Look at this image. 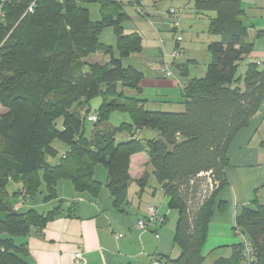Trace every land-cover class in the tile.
<instances>
[{"label": "trees", "instance_id": "trees-1", "mask_svg": "<svg viewBox=\"0 0 264 264\" xmlns=\"http://www.w3.org/2000/svg\"><path fill=\"white\" fill-rule=\"evenodd\" d=\"M92 2L100 6L99 21L81 6ZM130 4L145 7L143 0ZM193 6L219 39L208 45L211 60L203 78H189L192 60L176 65L188 79L179 102L184 110L167 112L145 107L146 100L138 95L144 74L124 66L125 59L143 50L140 33H125L124 22L130 19L125 3L0 0V105L6 109L0 116V264H33L26 259L27 244L15 239L41 234L63 212L66 201L57 191L61 180L94 197L105 186L114 208L125 212L131 157L142 152L169 209L177 213L174 243L180 253L164 257V264H205L202 248L216 197L230 183L229 148L260 111L264 67L249 63L244 76L237 77L254 50L243 0H193ZM105 27L113 28L116 47L100 41ZM256 37H264V29ZM97 53L109 60L89 61ZM98 97L101 104L92 111L91 102ZM114 113L126 114L129 121L113 125ZM94 114L97 121L92 122ZM56 140L67 147L59 158ZM98 165L106 169L105 184L95 178ZM148 181V172L137 181L139 197ZM10 183L21 184L29 197L19 210L14 207L23 200L17 187L10 195ZM40 191L44 203L56 201L46 213L28 207ZM235 230L244 242L233 246L229 259L215 264H264V202L255 197L244 206ZM155 259L159 264L163 260Z\"/></svg>", "mask_w": 264, "mask_h": 264}, {"label": "crops", "instance_id": "crops-1", "mask_svg": "<svg viewBox=\"0 0 264 264\" xmlns=\"http://www.w3.org/2000/svg\"><path fill=\"white\" fill-rule=\"evenodd\" d=\"M120 1L126 4L124 0ZM126 1L130 6H134L130 4L134 0ZM184 1L187 2V8L190 6L194 9L193 0ZM146 5L144 3L145 7L134 6L139 11V16L145 17L149 14ZM243 7L245 9L243 19L249 26L248 40L254 44V50L241 65H244L245 71L249 63H257L260 68H263L264 37L257 38L256 33L264 29V0H243ZM171 10L175 11L171 16L174 17L172 30L181 35L185 29L182 28V31H179L181 23L178 15L181 9L171 7ZM195 14L198 19H201L200 21L205 22L201 31L204 37L203 51L206 50L207 54L202 68L197 69L199 65L197 58L184 60L187 47H182L180 43H183L185 39L183 37L181 41H177L176 38L177 47L170 59L163 54L157 58L156 77L149 81L144 78L141 82L142 92L138 95L146 100L145 107L153 103L158 107L155 109L160 111L182 112L184 110V106L179 103L182 100V90L174 85L173 80L167 78L166 70H164L166 66L170 69L175 68L177 75H180L181 80L187 83L188 79L176 70V65H185L187 61L192 60L196 68L189 65V78L200 79L205 76L207 65L211 60L208 45L219 37L209 33V20L206 16L197 14L196 11ZM130 18L134 20L131 16ZM175 21H179V26L176 27ZM206 27L208 34L205 33ZM147 85L155 87L162 93L156 92L155 96L144 97L142 93ZM228 158L229 167L226 172L230 183L216 197L214 214L202 248L205 264H215L220 259L231 257L233 246L245 240V237H242L243 241L236 237L238 234L235 230L236 216L244 206L251 205L255 197L260 202H264L260 195L264 189V101L260 111L231 144ZM146 172L149 173L148 186L144 194L139 197L140 188L137 181ZM152 173L149 157L145 152L131 157L132 182L128 191L129 204L125 212L121 213L114 208L112 198L105 186L102 187L100 194L94 197L87 192L77 193L68 180L59 181L57 186L59 198L66 201L63 212L51 220L41 234L33 233L27 237L16 238V244H27L26 259L33 264H74L77 253L82 254L80 264H152L156 260L155 257L163 259L160 264H164L166 262L164 257L178 256L180 253L174 243V237L173 244L171 243L169 231L166 233V237L169 235L168 244L166 239H163L164 231L167 230L165 224L175 211L169 209V199ZM95 178L105 184L106 171L96 168ZM152 181L155 183H150ZM134 184L136 188L131 191ZM145 196L148 199L145 201L146 206L142 208ZM38 202L37 199L30 201L28 207H34L46 213L56 206V201ZM50 205L52 208L49 210ZM149 206H155L158 213L166 217L165 223L153 231L141 230L136 226L138 220L145 216ZM173 229L175 230V227ZM242 264H250V262L245 261Z\"/></svg>", "mask_w": 264, "mask_h": 264}, {"label": "rangeland", "instance_id": "rangeland-1", "mask_svg": "<svg viewBox=\"0 0 264 264\" xmlns=\"http://www.w3.org/2000/svg\"><path fill=\"white\" fill-rule=\"evenodd\" d=\"M120 1V0H119ZM126 8L125 11L129 16H131L133 19H128L124 22V29L125 33L129 34L132 32H138L142 36L143 39V50L141 53L134 54L130 56L129 58L125 59L124 66H133L139 71H141L144 74L145 80H152L154 77H156V68H157V58L161 56V54L165 55L166 58L171 57L174 50L176 49V38L179 34H177L176 31L172 30V24L174 21V17H171L173 14L170 12V8H180V13L178 15L181 23V27L179 28V31L182 28H185L183 33L181 32L182 38L184 37L185 41L183 43H180L182 47H187V54L184 57V60H188L190 58H197L199 65L197 69L202 68L204 60L206 58L207 51H203V33H202V26H204L205 22L200 21L201 19H198L194 9H192L190 6L187 8V2L186 1H176V0H161L156 5L154 4L153 0H143L144 3H146V10L149 13L147 16H139V11L134 7L130 6L126 0ZM81 6L87 7L90 10L91 13V19L93 21H99L101 19L100 14V6L96 2H92L90 4L82 3ZM171 14V15H170ZM208 26V25H207ZM182 31V30H181ZM205 33H207V27L205 29ZM116 34L112 27H105L101 34H100V41L106 45L114 46L116 47ZM208 49V48H207ZM181 50V47H180ZM182 51V50H181ZM109 60L108 56H104L101 53H97L95 55H92L91 58H89V61L92 62H99V63H106ZM193 68H196L195 65H193V62L191 64ZM165 73L170 72L171 75L169 76L166 74L167 78L173 80L174 85L178 87L180 90L184 91V88L186 87L187 83H184L183 80H181L180 75H177L175 68L170 69L165 67ZM159 76V72H157ZM245 74L244 65H241L238 69L237 77H243ZM163 91V89H161ZM156 90L155 87L147 85L143 89L142 95L145 96H155ZM174 92V91H173ZM162 93V92H158ZM101 104V98H96L91 102L92 111L97 109L99 105ZM146 108L150 110H158L153 103H150ZM6 112V109L3 108L0 105V116ZM129 121V117L126 114L122 113H114L111 118V123L115 126L119 125L121 122ZM60 127V125H59ZM91 124H88V132H90ZM126 140V137L124 138ZM54 147L59 149V156L58 158L63 155L67 149L66 145L61 143L60 141L56 140L54 142ZM64 150V151H63ZM63 152V153H62ZM98 169H101L103 171H106L103 165H98ZM107 173V172H106ZM150 183H155L154 181ZM15 187L19 190V198L22 199V204L26 203L25 200L29 201L28 195H26V190L21 184L14 185L13 183H10L8 186V191L10 195L14 192ZM136 188V185H133V189ZM44 190V187L41 188V191ZM40 192L37 193V202L42 203L43 201V194ZM261 197L264 199V189L260 193ZM25 199V200H24ZM35 199V201H36ZM147 196L144 197L142 208L143 206H146L145 201L147 200ZM20 202V201H19ZM52 208V205H50L49 210ZM46 210V209H45ZM48 210V209H47ZM142 210V209H141ZM176 215V217H175ZM177 220V213L173 212V214L168 218L166 228L163 234V239H166L165 241L168 244V237L170 235L171 243L173 244V228L175 227L174 224ZM173 229V230H172ZM172 230V231H171ZM169 235L166 237V233ZM237 238L242 240V237L244 235H241L239 231H237ZM243 241V240H242ZM177 247V246H176ZM178 250V248H176ZM250 257V256H249Z\"/></svg>", "mask_w": 264, "mask_h": 264}, {"label": "built area", "instance_id": "built-area-1", "mask_svg": "<svg viewBox=\"0 0 264 264\" xmlns=\"http://www.w3.org/2000/svg\"><path fill=\"white\" fill-rule=\"evenodd\" d=\"M5 1V0H4ZM175 13L174 10H171V14ZM174 24L177 26H179V21H175ZM178 41L182 40L181 35H179L177 37ZM167 67V66H166ZM166 74H168L169 76L171 75L170 72H166ZM89 120H91L92 122L97 121V115H91L89 117ZM211 182V181H210ZM211 185V190H212V183H210ZM23 206V204L21 202L16 203L14 209L15 210H19L21 209ZM165 223V218L163 215H160L158 213V210L156 209L155 206H149L146 212V217L141 218L138 220L136 226L141 229V230H148V231H153L154 229L162 226ZM246 252L250 255L252 252L251 246L248 244L247 245V249ZM82 258V254L81 253H77L75 256V261L74 264H80V260ZM152 264H159L158 261H153Z\"/></svg>", "mask_w": 264, "mask_h": 264}]
</instances>
